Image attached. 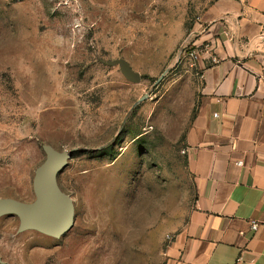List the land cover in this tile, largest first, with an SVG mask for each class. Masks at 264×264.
<instances>
[{"label": "rangeland", "instance_id": "1", "mask_svg": "<svg viewBox=\"0 0 264 264\" xmlns=\"http://www.w3.org/2000/svg\"><path fill=\"white\" fill-rule=\"evenodd\" d=\"M224 1L0 0V198L35 200L44 145L77 149L58 176L73 228L55 239L2 217V264L164 263L195 200L188 54Z\"/></svg>", "mask_w": 264, "mask_h": 264}, {"label": "crops", "instance_id": "2", "mask_svg": "<svg viewBox=\"0 0 264 264\" xmlns=\"http://www.w3.org/2000/svg\"><path fill=\"white\" fill-rule=\"evenodd\" d=\"M214 10L185 136L195 200L163 264H264V0Z\"/></svg>", "mask_w": 264, "mask_h": 264}, {"label": "water", "instance_id": "3", "mask_svg": "<svg viewBox=\"0 0 264 264\" xmlns=\"http://www.w3.org/2000/svg\"><path fill=\"white\" fill-rule=\"evenodd\" d=\"M122 70L131 82L138 83L141 80V76L134 73L125 61H122ZM144 99L146 97L139 102ZM76 150L59 151L44 145L46 158L35 170L33 178L35 200L27 203L12 198H0V219L5 216L17 217L19 233L33 230L55 239L67 234L74 226L75 209L72 198L60 188L58 176L67 167L72 153Z\"/></svg>", "mask_w": 264, "mask_h": 264}, {"label": "built area", "instance_id": "4", "mask_svg": "<svg viewBox=\"0 0 264 264\" xmlns=\"http://www.w3.org/2000/svg\"><path fill=\"white\" fill-rule=\"evenodd\" d=\"M188 57H189V59L193 62V64H195V62H197V61L199 60V58H200V54H199V52H198L197 49H194V50H192V51L188 54ZM212 61L216 63L217 60L214 59V58H212ZM200 77H201V74H198V78H200ZM184 153H185V152L183 151V154H184ZM238 164H239V165H242L241 162L238 163ZM257 227H258L257 224H255V223L252 224V229H253V230H256ZM166 239H167L168 243L171 242V240H172L171 236H166Z\"/></svg>", "mask_w": 264, "mask_h": 264}]
</instances>
